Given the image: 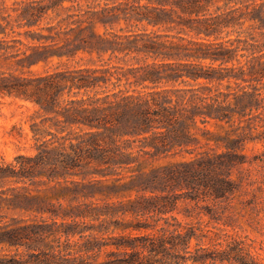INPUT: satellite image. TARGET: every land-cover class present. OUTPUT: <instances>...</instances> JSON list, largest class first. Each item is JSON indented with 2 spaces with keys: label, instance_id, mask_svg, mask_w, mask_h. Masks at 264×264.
<instances>
[{
  "label": "trees",
  "instance_id": "trees-1",
  "mask_svg": "<svg viewBox=\"0 0 264 264\" xmlns=\"http://www.w3.org/2000/svg\"><path fill=\"white\" fill-rule=\"evenodd\" d=\"M62 1L0 9L4 37L29 27L0 94L34 106L32 143L0 156V264H264L224 208L203 205L211 226L174 214L235 194L264 146V0H112L42 24Z\"/></svg>",
  "mask_w": 264,
  "mask_h": 264
},
{
  "label": "rangeland",
  "instance_id": "rangeland-1",
  "mask_svg": "<svg viewBox=\"0 0 264 264\" xmlns=\"http://www.w3.org/2000/svg\"><path fill=\"white\" fill-rule=\"evenodd\" d=\"M21 1L23 0H0L1 12L4 14L12 13V19H15L16 11L14 8L18 5L21 6ZM106 2H112V0H64L48 10V13H46L45 17L41 20V23L44 24L48 21L55 22L57 18L64 17L71 13L74 14V18L80 19L82 12L97 8ZM17 19V22L25 21V19ZM27 29H29V27L25 25L16 27L17 31L10 32L7 37L0 34V38L8 39L3 45L8 47L2 48L0 52L3 53V55L10 56V64L4 62L0 63V70H6L8 66H14V62L23 56L21 50H23L25 46L19 39L25 42L29 41L25 35V30ZM103 30L104 27L98 26V31L102 32ZM107 57L108 54H105L104 60H106ZM89 58V55L79 53V55L73 59L67 60L63 58L59 61V59L54 58L47 63L41 62L33 65L31 69L33 73H41L57 66L62 68L80 65L88 62ZM20 68L21 67L17 70L18 72ZM22 68H24V74H30L26 67ZM33 110L34 106L29 101L0 94V156H3L5 160H13L18 152H24V148H27L32 143L28 122ZM246 154L248 160L234 170L235 174L242 175L241 186L235 194H231L225 200L215 201L213 199H208L206 201H200L199 205H196L194 201L189 199L184 200L180 203L179 210L174 213L177 219L182 223L193 222L211 226L215 223L210 219V216L206 213L207 209L203 207V205L206 204L209 210H215V216L219 215L220 210L224 208L226 211L225 214H230L231 217L223 215L221 222L226 221L228 224L219 223L217 226L229 230H237L242 234H247L258 240L264 241L263 144L260 142L256 144L250 143L246 150Z\"/></svg>",
  "mask_w": 264,
  "mask_h": 264
}]
</instances>
